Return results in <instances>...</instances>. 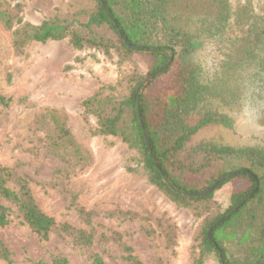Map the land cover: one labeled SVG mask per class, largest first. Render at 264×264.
I'll use <instances>...</instances> for the list:
<instances>
[{"label":"trees","instance_id":"16d2710c","mask_svg":"<svg viewBox=\"0 0 264 264\" xmlns=\"http://www.w3.org/2000/svg\"><path fill=\"white\" fill-rule=\"evenodd\" d=\"M20 8L21 4L0 0V23L6 29L16 25L15 52L32 42L67 38L75 49L115 53L118 66L134 52L149 59L146 74L118 70L114 83L101 85L81 101L84 118L89 113L96 117L90 133L120 136L138 152L148 181L176 205L192 210L200 220L194 261L202 263L207 253L214 252L221 264H264V139L242 147L201 141L187 150L188 141L200 129L234 126L231 115L210 105L209 97L221 93L203 78V44L223 49L218 62L222 76L235 78L247 69L249 88L258 85L264 91V3L255 11L251 0L236 8L230 0H68L65 13L55 11L38 24L24 20ZM165 73H170L166 82L150 90ZM8 101L0 95L1 104ZM37 121L44 124L56 151L81 167L87 165L90 154L74 139L64 111L45 108ZM236 176L246 177L247 187L234 190L231 207L220 213L213 191ZM212 185L214 189L205 192ZM70 205L88 228L58 222L38 206L26 176L0 166V227L15 217L41 240L56 232L73 247L87 251L78 263L58 253L50 263L31 264H107L97 248L109 236L95 229L94 212L75 204L73 196ZM124 214L134 217L129 210ZM158 226L165 247L173 249L176 227L163 216ZM231 245L238 247L239 256L228 254ZM0 260L13 264L12 251L1 239Z\"/></svg>","mask_w":264,"mask_h":264},{"label":"rangeland","instance_id":"374dc122","mask_svg":"<svg viewBox=\"0 0 264 264\" xmlns=\"http://www.w3.org/2000/svg\"><path fill=\"white\" fill-rule=\"evenodd\" d=\"M4 1L11 6L21 4L22 18L38 24L55 11L65 13L68 0ZM230 1L236 8L249 0ZM251 2L255 11H259L264 0ZM15 27L6 29L0 23V95L9 99L6 104L0 103V166L12 167L17 175L26 176L38 206L58 222L88 228L75 206L70 205L71 196L75 204L92 210L95 229L109 236L97 248L102 249L107 264H221L214 252L207 253L202 263L194 261L198 240L194 252L193 243L200 230V220L191 209L176 205L148 181L138 152L120 136L90 133L89 127L96 125V117L89 113L85 119L80 98L72 95L74 88L85 83L86 76L66 68L73 64L76 52L68 39L32 42L24 51L15 52L12 47ZM213 47L215 44H203L200 50L204 60L201 64L203 78L221 93L209 97V102L216 111L231 115L234 126L216 124L200 129L188 141L187 150L201 141L233 147L258 144L264 139V99L261 98L264 91L258 85L249 88L247 69H242L235 78L222 76L218 62L223 49ZM88 53H92V57ZM87 55L89 62L82 66L90 68L93 73L89 79L101 85L114 83L118 70L125 74H146L149 69V59L138 52L121 61L119 66L113 52L108 56L100 50H87ZM169 76L170 73L163 74L150 90L160 88ZM45 108L65 112L66 124L74 139L90 154L85 167L51 146L47 129L37 121ZM246 180V177L236 176L214 189L213 198L220 213L231 207L234 190L247 187ZM127 210L134 217L128 218L124 214ZM110 212L114 214L109 215ZM161 216L176 227L173 249L165 247L158 226ZM0 239L12 251L13 264L39 260L50 263L52 255L58 253L78 263L87 253L85 249L73 247L56 232L41 240L15 217L0 227ZM240 253L236 245L229 246V255L239 256ZM127 255L131 258H125ZM0 264L7 263L0 260Z\"/></svg>","mask_w":264,"mask_h":264},{"label":"crops","instance_id":"0c3cea01","mask_svg":"<svg viewBox=\"0 0 264 264\" xmlns=\"http://www.w3.org/2000/svg\"><path fill=\"white\" fill-rule=\"evenodd\" d=\"M71 48L73 51H76L74 54V59L75 58L80 59V61H78V62H75V60L73 59V62H72L73 68L71 71H73V72L79 71L81 74H83V77L86 76V79L84 78L85 83L82 86H80L79 88H74V92L72 94L74 97H78V98H80V101H82L83 99L93 95L98 90V88L100 87L101 84H98L97 80L92 81L93 79H89V76L91 75L92 71H90V68L85 67V66H87V63L89 62V57L87 56V50L75 49L72 46H71ZM79 51L82 53H79ZM82 62L84 64H82ZM82 65H85V66H82ZM81 66L84 68L81 69Z\"/></svg>","mask_w":264,"mask_h":264},{"label":"water","instance_id":"95a60500","mask_svg":"<svg viewBox=\"0 0 264 264\" xmlns=\"http://www.w3.org/2000/svg\"><path fill=\"white\" fill-rule=\"evenodd\" d=\"M214 189V185L210 186L205 192H208V191H211ZM256 189V187L253 189V191L244 199V200H247L250 198V196L252 195V193L254 192V190ZM199 194H202V193H199ZM241 204V203H240ZM222 261V260H221ZM222 263V262H221Z\"/></svg>","mask_w":264,"mask_h":264}]
</instances>
